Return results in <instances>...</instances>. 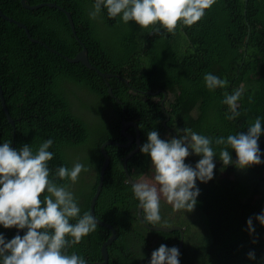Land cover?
<instances>
[{"label": "trees", "instance_id": "16d2710c", "mask_svg": "<svg viewBox=\"0 0 264 264\" xmlns=\"http://www.w3.org/2000/svg\"><path fill=\"white\" fill-rule=\"evenodd\" d=\"M28 2L62 6L71 13L77 34L60 9L32 11L20 0H0L2 12L24 23L39 41H31L24 29L0 16V84L16 127L14 137L0 98V142L8 141L13 148L30 144L35 150L51 137L50 151L55 153L49 162L52 172L61 164L71 167L77 160L84 163L87 171L80 174L74 190L81 212H90L100 182L104 163L101 146L110 140L128 142L121 132L123 120L138 125L142 144L148 130L160 134L181 116L174 124V134L176 129L187 127L212 137L247 132L257 115L264 117V0H217L200 21L178 27L175 34H164L163 29L153 32L152 26L140 28L134 21L124 24L119 17L109 18L106 11L90 21L87 10L93 0ZM84 46L97 69L114 75L107 79L114 97L95 70L68 61ZM205 72L225 78L228 87L210 92L204 86ZM241 85L245 89L239 103L241 115L228 120L227 105L220 101L225 91ZM81 89L91 102L84 100ZM158 90L157 95L151 94ZM166 92L173 96L163 108L160 101ZM76 108L79 114L72 115ZM83 109L97 111L100 117L91 125ZM166 110L170 120L164 125ZM129 132L135 136L136 128ZM258 144L262 151L259 165L240 169L216 160L213 179L197 181L199 195L190 212L174 210L161 199L166 223L154 226L182 229L172 232L153 231L138 218V202L132 198L124 172V159L137 147L136 140L130 147L106 146L111 160L95 216L117 231L116 240L108 247V264H148L151 252L160 244L179 249L182 236L180 264H261L264 226L255 216L264 208V135ZM232 155L235 160V153ZM199 158L193 155L185 162L195 166ZM127 164L134 180H145L152 172L150 158L140 151ZM66 182L57 178V183ZM249 217H253L255 228L252 235L246 226ZM97 225L69 252L75 250L90 263L102 262L101 249L112 232ZM0 232L11 239L17 229L0 227ZM23 232L19 230L20 235ZM249 251L255 252V260L248 259Z\"/></svg>", "mask_w": 264, "mask_h": 264}, {"label": "clouds", "instance_id": "9594fccd", "mask_svg": "<svg viewBox=\"0 0 264 264\" xmlns=\"http://www.w3.org/2000/svg\"><path fill=\"white\" fill-rule=\"evenodd\" d=\"M216 2L93 0L87 16L94 21L106 11L109 18L119 17L124 24L134 21L140 28L152 26L153 32L160 33L163 29L164 34H175L178 27L195 25ZM203 81L210 92L228 87L225 78L212 72H205ZM244 91L241 85L223 93L220 102L227 105L226 119L234 120L241 115L239 103ZM166 123L165 120L163 124ZM262 124L264 117L257 115L248 124L247 132L216 137L187 127L176 129L174 134L173 123L160 132L165 138L155 129L148 130L139 151L150 158L152 182L141 178L131 185L132 198L138 202L143 220L150 226L166 223L161 214L162 197L174 210L190 212L199 195L197 181L207 183L213 179L216 160L224 166L234 165L240 169L259 165L262 151L258 140L264 135ZM52 146L51 137L42 140L35 150L30 144L13 148L8 141L0 142V227L17 229L11 239L0 232V264H90L82 254L75 250L69 252L98 226L96 217L89 211L81 212L78 197L71 190V185L87 167L77 160L71 167L61 164L52 172L49 168L55 155L50 151ZM216 146H219L218 151ZM193 155L200 157L195 166L185 162ZM57 178L67 182L57 183ZM73 220L75 222H71ZM255 220L264 226V208ZM246 226L252 235L255 232L253 217L247 219ZM19 230H24L23 235ZM141 256L143 258L142 253ZM247 256L249 260L256 259L254 251H249ZM179 257L177 247L160 244L151 252L148 264H180Z\"/></svg>", "mask_w": 264, "mask_h": 264}, {"label": "water", "instance_id": "95a60500", "mask_svg": "<svg viewBox=\"0 0 264 264\" xmlns=\"http://www.w3.org/2000/svg\"><path fill=\"white\" fill-rule=\"evenodd\" d=\"M21 1V4L22 6L27 9V10H38L42 7H51V8H57V9H60L61 11H63L68 20H69V23H70V26H71V29L73 30V32L75 34H77V31H76V27H75V23H74V20L72 18V15L69 11H67L66 9H64L62 6L56 4V3H53V2H43V3H40V4H37V5H32L28 2V0H20ZM246 2H248V0H246ZM0 16L2 18H4L5 20L11 22V23H14L16 24L17 26H19L20 28L24 29L26 34L28 35V37L31 39V41L33 42H36L38 43L39 41L35 38L32 37V34L30 33L28 27L14 19V18H11L9 16H7L6 14H4L2 12V10L0 9ZM79 40V39H78ZM248 40V38H247ZM54 51V50H53ZM55 52V51H54ZM56 53V52H55ZM69 62H72V63H76V62H80L82 63L83 65H85L86 67L92 69V70H95L99 75H101L106 83L108 84V92L110 94V96L114 97V93H113V90L112 88L109 86V82L107 81L108 78L114 76L113 74H110V73H102L99 69L96 68L95 65L92 64V62L90 61L89 59V56H88V50L86 49V47L84 46L83 47V50L77 54V56L73 59H68ZM160 91H158L157 93H159ZM157 93H154V94H157ZM166 96V95H165ZM0 98L2 100V106H3V109L5 111V115L9 121V123L13 126V135L14 137H16V127H15V122L14 120L12 119V117L10 116L9 114V111L7 109V106H6V102H5V99H4V93H3V89H2V86L0 84ZM163 102H165V99L163 100ZM166 115L168 116L169 118V114L166 113ZM136 128V132H135V136H133L130 132H129V129L130 128ZM121 132L122 134L127 138L128 142L127 143H121V142H118V143H115L114 141L110 140V141H106L102 146H101V151H102V154L104 156V163L102 165V168H101V173H100V182H99V185L97 187V190H96V193L94 195V197L92 198L91 200V208H90V213L94 216H95V206H96V203H97V200L101 194V191L103 189V183H104V175H105V172L110 164V155L109 153L107 152L106 150V146H109L111 144H116L118 146H121V147H130L134 141L136 140V144H137V147L131 151L130 153H128V155L125 157L124 159V172L126 174V177H127V181L128 183H130L132 185V182L134 181V179L132 178L129 170H128V160L134 155L136 154L138 151H139V148H140V144H141V138H140V132L138 130V125L134 122V121H124L122 122V127H121ZM137 213H138V218L139 220L149 229L153 230V231H165V232H172V231H176V230H180L182 231L181 227L180 226H172V227H165V226H159V227H154V226H150L149 224H147L144 220H143V216H142V213L140 212V210L137 208ZM97 222L100 223V225H103V226H106L108 227L111 232H112V235L110 236V238L103 244L102 246V249H101V252H102V257H103V261L102 262H92L90 264H108L109 262V252H108V246L111 245L115 240H116V237H117V232L116 230L109 224L105 223V222H101L97 217ZM183 247V236H182V241L180 242V247H179V250Z\"/></svg>", "mask_w": 264, "mask_h": 264}, {"label": "rangeland", "instance_id": "374dc122", "mask_svg": "<svg viewBox=\"0 0 264 264\" xmlns=\"http://www.w3.org/2000/svg\"><path fill=\"white\" fill-rule=\"evenodd\" d=\"M100 22H101V20H100ZM102 23V22H101ZM82 91V95H83V97H84V100L86 101V102H91V98H89V99H86L85 98V96H84V94H86V92H85V90H83V89H81ZM158 91H160V90H158ZM158 91H155V92H153V93H151L152 95H157L158 93ZM84 93V94H83ZM154 93H157V94H154ZM165 95H166V93H165ZM173 96V95H172ZM172 96L170 97V98H172ZM166 97V96H165ZM170 98H167L166 100H165V104H167L168 103V100L170 99ZM158 100H159V98H158ZM163 101V100H162ZM162 101H160V103L162 102ZM166 113H168L169 114V118H168V116H167V118H166V122H168L169 120H170V112H168L167 110H166ZM71 114L72 115H77V114H79L78 113V109L76 108V109H72V111H71ZM83 115L86 117V118H88L89 120H90V122H91V125L93 124V122L94 121H97L98 120V118L100 117V114L97 112V111H91V110H87V109H83ZM182 118V116L181 117H179V118H176V119H174L172 122H173V125L175 124V123H177L180 119ZM192 130H194V131H197L196 129H192ZM198 132V131H197ZM152 175H153V173L151 172L150 173V175L145 179V180H147L148 182H152ZM86 177H87V179H88V175H86ZM78 181L79 180H77V182L76 183H74V184H72V187H71V190L74 192V190H75V187L77 186V183H78ZM161 199H163V200H165L163 197L161 198ZM166 201V200H165Z\"/></svg>", "mask_w": 264, "mask_h": 264}, {"label": "flooded vegetation", "instance_id": "af4514ba", "mask_svg": "<svg viewBox=\"0 0 264 264\" xmlns=\"http://www.w3.org/2000/svg\"><path fill=\"white\" fill-rule=\"evenodd\" d=\"M171 96H172L171 93H167V92H166V97H164L162 100H164V99L166 100L167 98H170ZM162 102H163V101H162ZM165 103H166V102H165Z\"/></svg>", "mask_w": 264, "mask_h": 264}, {"label": "bare ground", "instance_id": "6f19581e", "mask_svg": "<svg viewBox=\"0 0 264 264\" xmlns=\"http://www.w3.org/2000/svg\"><path fill=\"white\" fill-rule=\"evenodd\" d=\"M164 103H165V102H162V106H163V108H165V105H164ZM165 113H166V111H165ZM103 184H104V183H103ZM100 221H101V220H100ZM101 222H102V221H101ZM97 224H99V225H100V223H98V222H97Z\"/></svg>", "mask_w": 264, "mask_h": 264}]
</instances>
